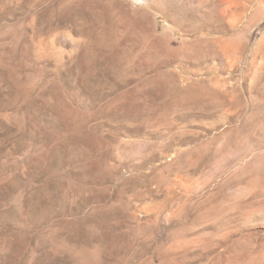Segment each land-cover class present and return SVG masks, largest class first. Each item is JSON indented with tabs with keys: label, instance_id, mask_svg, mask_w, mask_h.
I'll list each match as a JSON object with an SVG mask.
<instances>
[{
	"label": "rangeland",
	"instance_id": "1",
	"mask_svg": "<svg viewBox=\"0 0 264 264\" xmlns=\"http://www.w3.org/2000/svg\"><path fill=\"white\" fill-rule=\"evenodd\" d=\"M0 264H264V0H0Z\"/></svg>",
	"mask_w": 264,
	"mask_h": 264
}]
</instances>
